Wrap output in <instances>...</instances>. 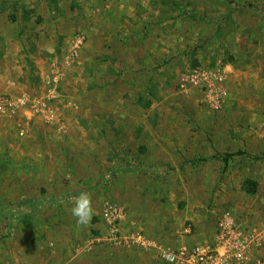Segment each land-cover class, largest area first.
<instances>
[{
    "label": "rangeland",
    "instance_id": "rangeland-1",
    "mask_svg": "<svg viewBox=\"0 0 264 264\" xmlns=\"http://www.w3.org/2000/svg\"><path fill=\"white\" fill-rule=\"evenodd\" d=\"M0 17V94L40 106L58 77L52 124L0 116V259L163 264L229 212L264 264V0H0ZM196 67L222 72L221 109L179 89ZM108 204L154 248L102 242Z\"/></svg>",
    "mask_w": 264,
    "mask_h": 264
},
{
    "label": "built area",
    "instance_id": "built-area-1",
    "mask_svg": "<svg viewBox=\"0 0 264 264\" xmlns=\"http://www.w3.org/2000/svg\"><path fill=\"white\" fill-rule=\"evenodd\" d=\"M83 39H77L75 46L69 56L76 57V48L82 44ZM73 62V61H71ZM58 77L53 82L55 85L50 88V92L40 100L30 101L27 97L11 98L0 95V116L10 121L18 122L21 117L29 119L38 114L43 115L46 124L53 123V115L50 103L52 98H58ZM57 84V85H56ZM223 74L216 69L196 67L193 70L182 74L178 78V87L184 92L197 90L205 98L204 103L213 111L223 107L226 92L222 88ZM57 92V93H56ZM28 113L21 115V112ZM33 114V115H32ZM21 129V126H19ZM20 135L26 133V129L19 130ZM102 220L107 232L102 242L110 246L120 247H140L142 249L154 248V244L149 241L141 231L132 229L128 233L122 231L121 223L124 215L116 205L108 204L102 212ZM229 212H224L216 224V234L212 242L197 244H181L179 247L162 248L158 251L159 260L163 264H245L250 245L255 241L253 236L246 231L237 228ZM78 249H76V252Z\"/></svg>",
    "mask_w": 264,
    "mask_h": 264
},
{
    "label": "clouds",
    "instance_id": "clouds-1",
    "mask_svg": "<svg viewBox=\"0 0 264 264\" xmlns=\"http://www.w3.org/2000/svg\"><path fill=\"white\" fill-rule=\"evenodd\" d=\"M71 199L73 207L70 211L77 223L80 225L89 224L93 216L91 195L85 191Z\"/></svg>",
    "mask_w": 264,
    "mask_h": 264
},
{
    "label": "crops",
    "instance_id": "crops-1",
    "mask_svg": "<svg viewBox=\"0 0 264 264\" xmlns=\"http://www.w3.org/2000/svg\"><path fill=\"white\" fill-rule=\"evenodd\" d=\"M0 20H2V17H0ZM9 24V22L6 20V24ZM10 25V24H9ZM7 28H8V25H7ZM4 34V33H3ZM7 37L8 38H6V35H5V37H3L2 38V42H5L4 44H6V45H10V42L12 41V40H9V35H7ZM3 44V43H2ZM0 95H2V94H0ZM213 241V240H212ZM212 241H210V242H212ZM207 242V241H206ZM183 244H188V243H183ZM27 262V261H26ZM42 262V261H41ZM33 262H27V263H24L23 261L22 262H20L19 263V261H18V259H17V257L16 256H14L13 255V257H12V262L11 263H7V262H5V260L2 258V259H0V264H32ZM41 264V263H40Z\"/></svg>",
    "mask_w": 264,
    "mask_h": 264
},
{
    "label": "trees",
    "instance_id": "trees-1",
    "mask_svg": "<svg viewBox=\"0 0 264 264\" xmlns=\"http://www.w3.org/2000/svg\"><path fill=\"white\" fill-rule=\"evenodd\" d=\"M255 186H256L255 183L252 182L251 187H250V189H248V191L251 193H254L255 192Z\"/></svg>",
    "mask_w": 264,
    "mask_h": 264
}]
</instances>
